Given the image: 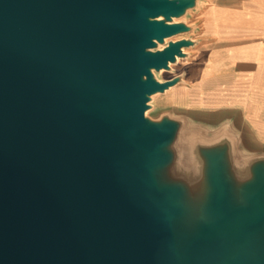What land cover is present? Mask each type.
Here are the masks:
<instances>
[{
    "label": "water",
    "instance_id": "95a60500",
    "mask_svg": "<svg viewBox=\"0 0 264 264\" xmlns=\"http://www.w3.org/2000/svg\"><path fill=\"white\" fill-rule=\"evenodd\" d=\"M197 4L0 0V264H264V150L147 115Z\"/></svg>",
    "mask_w": 264,
    "mask_h": 264
},
{
    "label": "crops",
    "instance_id": "0c3cea01",
    "mask_svg": "<svg viewBox=\"0 0 264 264\" xmlns=\"http://www.w3.org/2000/svg\"><path fill=\"white\" fill-rule=\"evenodd\" d=\"M198 3L205 9L191 35L194 71L184 113L230 120L249 148L264 150V0Z\"/></svg>",
    "mask_w": 264,
    "mask_h": 264
},
{
    "label": "rangeland",
    "instance_id": "374dc122",
    "mask_svg": "<svg viewBox=\"0 0 264 264\" xmlns=\"http://www.w3.org/2000/svg\"><path fill=\"white\" fill-rule=\"evenodd\" d=\"M202 5L203 4L198 3V5L194 9L189 10L186 15L176 18V20H183L188 24L194 25L195 28L190 32L178 34L172 37V39L188 37L197 33V30L199 29V26L202 22L203 10L205 9L204 6L202 7ZM192 46L184 48V50L187 52V55L185 57H179L175 63L170 64V70L162 69L156 73V76L160 80H165L176 75H180L181 80L174 86L167 89L164 93H158L152 97V107L147 111V115L150 118H156L160 112L165 110H169L174 114L185 112V104L187 102L185 98L187 92L190 90L188 88H190L191 85V82L188 78L194 71L192 56L189 51ZM192 117L199 121L201 115L199 112H197L194 113Z\"/></svg>",
    "mask_w": 264,
    "mask_h": 264
},
{
    "label": "bare ground",
    "instance_id": "6f19581e",
    "mask_svg": "<svg viewBox=\"0 0 264 264\" xmlns=\"http://www.w3.org/2000/svg\"><path fill=\"white\" fill-rule=\"evenodd\" d=\"M174 20H176V18H174ZM154 95H155V94H154ZM154 95H153V96H154Z\"/></svg>",
    "mask_w": 264,
    "mask_h": 264
}]
</instances>
